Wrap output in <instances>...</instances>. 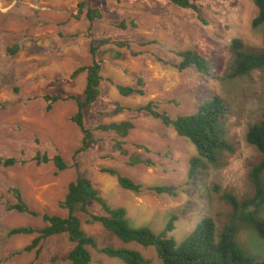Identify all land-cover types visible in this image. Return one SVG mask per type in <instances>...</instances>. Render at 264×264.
<instances>
[{
  "label": "rangeland",
  "instance_id": "374dc122",
  "mask_svg": "<svg viewBox=\"0 0 264 264\" xmlns=\"http://www.w3.org/2000/svg\"><path fill=\"white\" fill-rule=\"evenodd\" d=\"M81 2L102 14L91 30L86 8L77 9ZM195 5L198 13L166 0H0V160H15L10 167L0 164V264H69L64 257L73 246L66 235L44 240L38 259L34 251L19 254L34 236H10L9 231L41 229L44 224L40 217L9 211L8 206L15 203L12 190L18 189L32 211L65 217L67 211L58 204L76 178L74 163L106 204L127 211L131 227H146L159 235L175 217L174 229L167 235L178 245L203 219H212L219 232L229 223L232 209L222 198L224 193L240 201L252 197L248 174L259 154L247 145L245 134L264 113V72L235 79L225 74L233 62L229 51L232 40L240 39L247 50L263 49V26L251 27L257 14L252 0H196ZM102 39L126 43L129 49L113 44L100 48L106 52L98 56L105 80L98 102L84 111V125L95 129L129 121L134 129L122 146L125 154L115 147L121 139L97 130L94 138L98 142L74 156L82 139L70 121L76 103L56 102L46 111L48 103L43 97L71 95L82 100L85 73L74 79L70 76L76 68L91 64L90 46ZM15 47L17 53L9 54ZM185 50H193L210 63L207 75L195 68L179 72L170 67L179 63L177 53ZM117 52L122 57L114 60ZM106 79L132 87L141 79L145 94L122 97ZM214 96L226 105L224 139L232 152L221 153L217 165L205 164L190 179V160L197 155L191 143L145 114L125 111L112 116L116 104L136 108L152 101L159 111L175 118L194 114L203 101ZM37 153L50 159L59 155L68 168L57 172L52 162L37 164ZM132 156L149 160L154 167H128ZM101 168L115 169L144 185L163 186L174 196H136L122 190L114 177L100 172ZM87 209L105 215L96 203ZM78 216L82 229L99 247H125L140 253L147 264H162L154 247L123 244L100 225L86 224V216ZM260 216L264 218V206ZM236 242L248 255L264 262V240L252 230H239ZM91 256L94 264H123L93 250Z\"/></svg>",
  "mask_w": 264,
  "mask_h": 264
},
{
  "label": "trees",
  "instance_id": "16d2710c",
  "mask_svg": "<svg viewBox=\"0 0 264 264\" xmlns=\"http://www.w3.org/2000/svg\"><path fill=\"white\" fill-rule=\"evenodd\" d=\"M166 1L179 9L192 10L198 13V7L195 5L196 0ZM252 2L257 9V14L251 21V27L256 29L263 26L262 43L264 45V0H252ZM84 8H86L85 2L77 4V9L80 12ZM85 17L89 23V30H91L93 22L102 19V14L97 9L87 7ZM120 26L124 27L123 24ZM111 44L117 48L126 47L129 49L128 45L123 42L111 39L99 40L96 46H90L91 64L80 66L72 72L71 79L85 73L82 100L71 95L64 97L46 95L43 97L44 101L48 103L45 108L46 111H49L51 105L56 102L72 100L76 103L77 111L70 118V121L80 130L82 139L81 145L75 151L74 156L88 151L91 145L98 142L94 138V132L97 130L114 133L122 140L115 142L116 150L125 154L122 146L125 145V140L134 129V125L129 121L99 125L95 129L86 128L84 125V111L98 102L101 95L100 85L105 80L101 75L102 63L98 60V56H103L106 52L100 51V48ZM17 51L18 47H15L9 50V54L14 55ZM229 51L233 62L225 74L226 78L235 79L247 76L254 71L264 72V48L247 50L242 41L236 38L230 43ZM133 55L135 56V54ZM177 56L180 58L179 63L169 65L179 72L195 68L198 73L207 75L211 69L210 63L193 50L179 52ZM121 57L122 53L120 52L113 55L114 60H119ZM106 81L114 85L118 94L122 97L144 96L145 94L141 79L137 80L134 87L117 85L110 79H106ZM125 111L149 116L158 121L164 128L173 130L178 137L187 140L194 146L197 155L190 160L189 179L205 164L217 165L221 153L232 152V147L224 139L223 116L226 112V105L224 100L218 96L203 101L194 114L180 115L175 118H171L166 112L159 111L152 101L136 108H125L116 104L112 116ZM245 142L259 154V160L252 164L248 174L254 193L252 197L241 201L230 193L222 195V198L230 205L232 212L229 223L220 232L212 219L206 218L201 220L192 233L178 245L173 238L167 235L174 229L173 222L177 220L175 217L171 218L164 231L159 235H155L146 227L133 228L128 221L127 211L122 207L113 208L106 204L99 196L97 188L89 179L80 175L78 165L74 163L77 170L76 178L68 185L66 195L58 204L61 210L67 211V215L61 217L46 212L40 214L32 211L24 202L20 191L13 189L12 194L15 203L8 206V210L31 217H40L44 226L41 229L32 227L13 228L8 234L10 236H34L30 245L24 247L18 253H31L34 251L35 259L40 256L41 243L44 240L54 236L66 235L73 246L64 257L69 264H94L91 250L110 259H118L123 264L148 263L135 250L125 247L116 248L109 245L99 247L96 239L86 234L82 229L81 218L78 216V214H82L86 216V224L100 225L111 237L116 238L123 244L135 243L144 248L154 247L162 264H264V262H258L254 257L248 255L236 242L239 230L246 228L252 230L260 239L264 240V218L260 216V211L264 206V113L259 122L247 129ZM136 147L144 148L141 145ZM34 160L37 164L52 162L57 172H63L68 168L59 155H55L50 159L45 154L37 153ZM0 164L3 167H10L15 164V160L11 158L0 160ZM126 165L128 167L137 165L154 167L151 161L141 160L135 156H132ZM100 172L114 177L122 190L132 192L136 196L143 193L157 196L164 194L174 196V193L170 194V191L163 186H148L135 182L115 169L101 168ZM91 203L99 205L105 215L91 214L87 209V206Z\"/></svg>",
  "mask_w": 264,
  "mask_h": 264
},
{
  "label": "clouds",
  "instance_id": "9594fccd",
  "mask_svg": "<svg viewBox=\"0 0 264 264\" xmlns=\"http://www.w3.org/2000/svg\"><path fill=\"white\" fill-rule=\"evenodd\" d=\"M263 240V239H262Z\"/></svg>",
  "mask_w": 264,
  "mask_h": 264
}]
</instances>
